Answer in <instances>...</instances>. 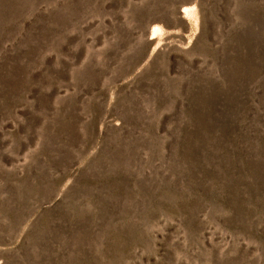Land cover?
Listing matches in <instances>:
<instances>
[{"label": "rangeland", "instance_id": "1", "mask_svg": "<svg viewBox=\"0 0 264 264\" xmlns=\"http://www.w3.org/2000/svg\"><path fill=\"white\" fill-rule=\"evenodd\" d=\"M0 264H264V0H0Z\"/></svg>", "mask_w": 264, "mask_h": 264}]
</instances>
